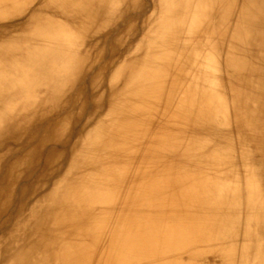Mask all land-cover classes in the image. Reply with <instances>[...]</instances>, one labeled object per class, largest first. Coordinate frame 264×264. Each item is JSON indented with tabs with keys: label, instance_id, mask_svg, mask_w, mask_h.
<instances>
[{
	"label": "bare ground",
	"instance_id": "bare-ground-1",
	"mask_svg": "<svg viewBox=\"0 0 264 264\" xmlns=\"http://www.w3.org/2000/svg\"><path fill=\"white\" fill-rule=\"evenodd\" d=\"M0 264H264V0H0Z\"/></svg>",
	"mask_w": 264,
	"mask_h": 264
}]
</instances>
